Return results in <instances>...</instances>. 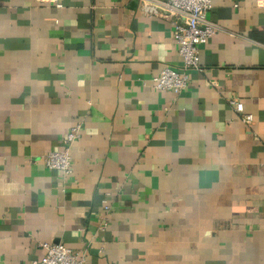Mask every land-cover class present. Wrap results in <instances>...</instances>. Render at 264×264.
Instances as JSON below:
<instances>
[{
	"label": "crops",
	"instance_id": "obj_1",
	"mask_svg": "<svg viewBox=\"0 0 264 264\" xmlns=\"http://www.w3.org/2000/svg\"><path fill=\"white\" fill-rule=\"evenodd\" d=\"M206 20L175 95L151 81L181 65L172 25L140 0H0V264L43 242L84 264H264V0ZM77 121L63 179L41 157Z\"/></svg>",
	"mask_w": 264,
	"mask_h": 264
},
{
	"label": "built area",
	"instance_id": "obj_2",
	"mask_svg": "<svg viewBox=\"0 0 264 264\" xmlns=\"http://www.w3.org/2000/svg\"><path fill=\"white\" fill-rule=\"evenodd\" d=\"M61 6L62 0H45ZM142 10L150 15L160 16L170 21L173 29V39L177 45L181 65L178 68L164 66L153 76L152 85L158 91H168L175 95L188 86L191 70L201 71L199 61V46L217 31V25L206 20L212 0H140ZM243 123L249 124L252 115L245 113L243 103L229 99ZM83 123L75 122L63 135L61 148L47 152L41 157L44 165L61 173L63 179L72 176L73 159L71 148L75 141L81 138ZM111 210V204L103 200L101 219L105 221ZM43 253L40 257L30 260L27 264H84V256L79 255L62 242L40 244Z\"/></svg>",
	"mask_w": 264,
	"mask_h": 264
}]
</instances>
